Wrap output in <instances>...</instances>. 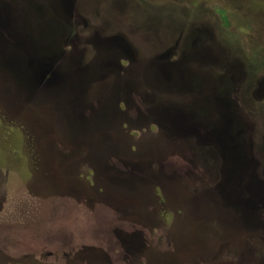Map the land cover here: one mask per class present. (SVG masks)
Returning <instances> with one entry per match:
<instances>
[{
	"label": "rangeland",
	"instance_id": "rangeland-1",
	"mask_svg": "<svg viewBox=\"0 0 264 264\" xmlns=\"http://www.w3.org/2000/svg\"><path fill=\"white\" fill-rule=\"evenodd\" d=\"M46 2L54 17L66 9L85 15L88 30L99 21L111 26L91 33L85 47L73 19L74 54L37 64L33 28L42 33V57L65 45L63 20L36 18L49 12ZM10 14L20 20L7 21ZM8 25L24 40L19 49L29 66L22 75L19 53H6V61L1 52L4 43L15 45ZM118 33L129 49L123 38L95 44ZM199 37L214 44L215 55L208 45L204 54L220 64L197 56ZM129 56L133 69L126 71ZM226 61L234 68H224ZM76 69L85 84L75 97ZM128 75L138 83L134 98L148 91L158 106H131L128 116L116 111L108 100L122 93L120 108L127 109ZM195 92L215 97L204 111L214 119L213 137L176 103H201L205 97ZM95 107L106 116L85 123ZM239 109L264 113V0H0V264H264L260 198L255 191L239 196L238 141L256 140L251 116L245 133L232 129ZM177 140L185 145L177 148ZM193 141L213 142L214 152L202 147L198 158ZM243 155L263 180L264 166L255 162L264 149Z\"/></svg>",
	"mask_w": 264,
	"mask_h": 264
},
{
	"label": "flooded vegetation",
	"instance_id": "flooded-vegetation-1",
	"mask_svg": "<svg viewBox=\"0 0 264 264\" xmlns=\"http://www.w3.org/2000/svg\"><path fill=\"white\" fill-rule=\"evenodd\" d=\"M46 3L48 4L49 2H46ZM42 4L44 5V3H42ZM44 6L48 8L49 12L45 13L43 15H42V13H39V14L36 13V18H40V22L44 21L43 24L45 23V21L48 22V21H51L52 19H58V20L61 19V20H63L64 21V30H63L64 31V35H62V36L64 38L63 39L64 41H62V42H65V45L63 44V47H62L63 49H60L57 52H53V54H51L50 51H48L47 57H42V55L44 54L43 52H44V48H45V43L44 42H41L39 44L37 43V42L40 41L38 39L42 38V33H41V30H40L39 26L37 28H33L31 36L29 37L30 38V42H32L34 44V51L31 50V55H32V53H36V55L39 56V57H37V59L34 58V57L33 58L35 59L36 63L40 64V65L45 63V62H42L43 60H48V62L50 61L51 63L54 62L52 60V58H53L52 55H54V56L56 55V58H55V61H56V60L60 59L62 56H65L66 54L68 55L69 51L74 54V52L77 50V48L75 47V42H74L75 38L73 36L70 37L68 35V33L70 32L69 27L72 25V20L73 19H74V22H76V20L78 21L76 24L79 25L80 30L78 31L77 36L79 37L80 43L84 44L85 47H89V44L92 43V38H94V37H93V34H91V33H93L97 29L108 28V25L111 26L110 25L111 23H110L109 20L104 21V22L103 21H99V24H95L93 26L92 30H88V22H87L86 18L84 17L85 15H79V16L75 17V14H71L69 12V10L67 11V9H66V12L64 13L63 17H57V16L54 17L55 13H53L51 11V6H50V8H49V4H48V6H46V5H44ZM118 6H119L118 11H123L122 6L121 5H118ZM21 15L22 14L19 13V18L21 19L20 20L18 18L12 19L11 17H13V16L10 14L9 18H7V21H9V20L11 21L12 20L13 22L16 23V22H18L20 20V27H21V26H23V23L21 22L23 17ZM119 15H122V13L119 14ZM30 18H32V17H30ZM82 22H83V24L85 26L84 27L85 29H83L80 26L82 24ZM8 26H10V25H8ZM7 29L12 33L13 39H11V40H13L15 42V45L13 44V46L11 47V46H7L9 43H4V47L3 46L1 47V49L3 50V51L1 50V52H3V57H4V60H6V61L9 60V57H7L8 55L6 53H10V54L13 53L14 54L16 51H17V53H19V54H14V55H17L22 60V64H19L20 67L18 68V71H17V72H19L22 75V71H23L22 70L23 69L22 66L23 65H27V67L29 66V62H28V60H26L27 59V55H23L22 53L24 51L22 52V49L21 50L19 49V48H22V44L24 43V40H23V38H21V36L18 37L15 34L14 29H12L11 26H10V28H7ZM103 37L105 38L104 41L102 39ZM120 38H123V37H121V34H119V33L116 34V35L115 34H103L100 37L95 38L96 41H97V43H95V44L98 45V46H100V45L101 46H106V44H115V42H118V39H120ZM123 39L125 40V42L122 41V43H126L127 44V49H129L131 47L130 43L128 42L127 39H125V38H123ZM199 39L201 40V42H200L201 49H200V51L199 50L196 51L197 56L199 55L200 58L201 57L202 58H206L207 59L206 63H208V64H212V63L214 64L216 61L219 62L218 64H220V60H214L216 58L214 56L215 55L214 44L213 43H212V45L211 44H207V42L210 39L207 38L206 40H204V39H202V37H199ZM25 40H27V39H25ZM126 40H127L128 43L126 42ZM160 40H161V37H160ZM19 41H21V42H19ZM155 42H156V39H155ZM35 43H37V44H35ZM46 43H48L47 40H46ZM162 43L163 42H161V44ZM96 45H95V47H96ZM206 45H208V48L209 47L211 48V51L214 53V55L210 51H209L208 54H206V55L204 54V50L206 49L204 46H206ZM64 46H67V47L64 48ZM85 47H84V49H85ZM9 48H11V49H9ZM123 48H125V47H123ZM203 48H204V50H203ZM210 48H209V50H210ZM47 50H48V45H46V52H47ZM25 52H29L30 53V51L27 48L25 49ZM127 53L129 55H133V51H128ZM72 59H73V57H72ZM74 59H76L75 56H74ZM126 60H127L126 71H131L133 69L134 60L130 56L127 57ZM99 61H102V60H99ZM226 62L229 64V66L228 67H224V68H234V66H235V65H233L234 62H230V61H226ZM51 63H48V64L52 65ZM74 63H75V61L73 62V64ZM49 65H47V66H49ZM120 66L121 65L117 63V67H120ZM108 67H109V65L106 66V68H108ZM37 69H38V66L37 67H32V70H31L30 73H33V72L37 71ZM5 71H6L5 73L7 75L10 74L9 71H7V70H5ZM76 71L77 72H72L73 82L70 85L72 87V90L74 91L70 95L71 96L74 95L75 97L77 96V94L75 92H78L79 89L83 90V86L85 84V81L82 78V75H83L84 71H81L80 69H78V70L76 69ZM28 74L29 73H27L26 76H28ZM14 77L15 76H12L13 79H14ZM132 78H133V76L128 75L125 78V83L123 84V86L125 88V91L127 90L126 99H125V101H126L125 105L127 107L126 110H122L120 108L121 107L120 101H122V98H123L122 93L121 94H114L113 99L112 100H108V102L111 101L112 106H114V107L116 106V111L117 112H121V114L127 115V116L129 115V109L131 108V106L135 107V105H136L138 107L141 104H144V105H146L147 103L150 104L151 101L154 102L155 106H158V104L155 102L154 98H151V92L146 91L144 93H140L137 96V98H134V95H135L134 94V90H135V87L137 86L138 83H135ZM21 81L22 82H27L28 79L27 78H25L23 80L21 79ZM16 82L17 83H21L20 81H16ZM211 85H212L211 90H213V84H211ZM77 86H79V87L75 90V88ZM138 86H140V85H138ZM22 89H23V87H22ZM248 92H244V93L240 92V95L246 101H249L252 98L251 94L249 95ZM194 94H201L205 98H201L202 100L200 99L202 101L201 103H199V102L196 103V100H193V99L192 100L191 99L179 100L181 102L176 101V103L177 104H181L180 107H182V108L185 107L187 109H191L190 111H192L193 113L184 112V113H187L185 115H187L189 117H192V118H195L194 121H195V124L197 125V127H201V129H205L209 133L208 138L213 137V134H214V131H215L214 119L210 118V115H206L204 111L206 110L205 106L208 103L213 102L215 97L213 96V94L212 95H207V94L202 93V92H200V93H196L195 92ZM206 96H208V97H206ZM253 99L255 100V102H252V100H251V102L254 103L255 106L258 105V103L256 102V99L255 98H253ZM75 101H79V100H75ZM98 104H100V103L98 102ZM195 104H198L200 106H196ZM101 105L98 106V108H102ZM182 105H184V106H182ZM261 105H262V103H261ZM95 110H96V107L94 108V111H93V109H90L89 111H87V116L85 117L86 118L85 123H88V122L94 123L95 120L96 121L98 120L100 122V121H102L103 116H106V114L104 112H102L101 109L98 112L99 114L97 112H95ZM96 111H98V110H96ZM181 112H183V111H181ZM263 114L264 113L262 111H256L255 113L254 112L250 113V112H246L245 109H239L240 120L237 121V123H233V126H231L232 129L234 128V130L235 129L237 130V132L236 131L235 132H236V136L238 137V136H240V135H242L243 133L246 132V130L244 129L245 128L244 123L247 126V123L252 121L251 119L248 120V116H251L253 118L254 124H252L251 126L256 128V136H255L256 140L250 146L246 145L245 140H244L245 143L241 142V138L242 137H240L239 141H238L240 143V146H241V152L239 151V153H238V156L241 159L238 161V163L241 166V173H240L241 179L243 181V184L245 183V185H243V188L240 190V195L239 196L247 197V196H249L251 194L252 191H255V194H257L259 196V198H260L259 199V201H260L259 203H260V209H262V211L264 210V182H263L264 178H263V180L258 178V174L256 173V164H255V168L254 167L252 168L250 166V164H253V163L251 161H248L247 158L244 157L243 152H248L249 153V151L253 150V149H255V151L257 150L258 152H260V148L264 149V122H262L260 120L263 117ZM82 120L84 122V119H82ZM241 121L243 123H241ZM84 126L85 127H90L92 125L88 126V124H85ZM211 129H212V131L209 132ZM256 142H258V143L255 144ZM176 143L178 145L177 148H182V146L185 145L184 141H182V140H177ZM189 146L192 147V148H196V152H197L196 156L198 158H202V159H203L202 150H200V149H202V147L206 148V149H210V150H212V152H214V148H215V145L213 144V142H209V141L208 142H202V143L193 141V142H190ZM249 158H255V157L252 156V157H249ZM244 160H246L248 163H245ZM260 160H261V162H258L256 160L257 162H255V163H259V166L260 165L264 166V159L260 158ZM256 175H257V177H256ZM262 175H264V170H263ZM252 176H254V179L256 181V183L253 185L255 187V189L252 188L253 187L252 186V180H250ZM247 178H248V180H246Z\"/></svg>",
	"mask_w": 264,
	"mask_h": 264
}]
</instances>
